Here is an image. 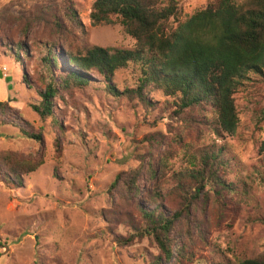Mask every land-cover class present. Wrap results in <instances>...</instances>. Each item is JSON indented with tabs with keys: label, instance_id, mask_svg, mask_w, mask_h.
Masks as SVG:
<instances>
[{
	"label": "trees",
	"instance_id": "obj_1",
	"mask_svg": "<svg viewBox=\"0 0 264 264\" xmlns=\"http://www.w3.org/2000/svg\"><path fill=\"white\" fill-rule=\"evenodd\" d=\"M66 2L70 19L80 26L73 1ZM58 10L53 6L32 17H12V36L0 32L1 51L23 65L27 86L40 98L32 111L58 130L56 159L63 152L60 135L70 130L64 124L68 107L80 109L78 97L86 90L140 108L154 124L165 120L166 133L146 136L145 153L133 154L135 166L115 177L108 189L112 207L102 217L120 247L150 238L158 249L150 264H201L212 232L233 231L245 211L240 186L229 178L232 159L224 148L205 146L211 134H235L240 128L236 95L243 88H250L253 104L246 109L253 124L264 122V0H211L186 19L176 0H96L90 12L93 24L116 19L135 46H94L81 54L63 49ZM35 51L45 53L40 65L48 83L39 76ZM121 72L130 77L122 89L116 81ZM0 122L20 127L26 138L42 140V131L6 102H0ZM200 147L204 150L195 154L191 170L169 171L174 158ZM259 150L264 154V141ZM44 163L43 154L0 151V182L19 189L24 177ZM258 181L264 189V171ZM248 212L249 221L264 224L262 207ZM121 226L131 232L118 234ZM240 264H264V253Z\"/></svg>",
	"mask_w": 264,
	"mask_h": 264
},
{
	"label": "rangeland",
	"instance_id": "obj_2",
	"mask_svg": "<svg viewBox=\"0 0 264 264\" xmlns=\"http://www.w3.org/2000/svg\"><path fill=\"white\" fill-rule=\"evenodd\" d=\"M72 1L80 26L70 19L66 0H0V32L4 37L12 36L16 26L11 23L12 17H32L38 10L58 6L65 51L81 54L94 46L134 48L135 40L116 19L93 24L90 12L96 0ZM176 1L186 19L211 0ZM1 46L0 41V102L20 111L43 134L41 141L29 139L22 135L20 127L0 122V151L12 150L24 156L43 154L45 163L25 176L19 189L0 182V264H150L158 253L150 238L131 247H120L112 241L102 213L112 207L108 189L117 174L135 166L133 154L145 153L146 136L166 133V121L154 124L142 109L132 110L102 92L86 90L78 97L83 105L80 109L69 106L66 119L59 115L70 130L60 135L63 152L57 160L54 141L58 130L50 122L37 119L31 106L40 98L34 87L27 86L23 65L9 51L2 52ZM63 49L58 55L65 61ZM35 54L39 76L44 75L48 83V74L40 65L45 53ZM29 72L36 75L31 68ZM129 78L127 72L119 73L118 86L122 89ZM249 91L243 88L236 95L240 128L235 134H211L205 146L224 148L232 159L229 178L240 186L245 211L233 231L212 232V245L202 253L201 264H240L264 253V224L249 221L248 212L253 206L264 211V189L258 181L264 171V154L259 150L264 141V122L259 127L254 125L247 113L246 108L253 104ZM203 150L200 147L180 154L171 161L169 171L191 170L195 154ZM129 232L125 226L117 229L123 236Z\"/></svg>",
	"mask_w": 264,
	"mask_h": 264
},
{
	"label": "water",
	"instance_id": "obj_3",
	"mask_svg": "<svg viewBox=\"0 0 264 264\" xmlns=\"http://www.w3.org/2000/svg\"><path fill=\"white\" fill-rule=\"evenodd\" d=\"M1 75H2V73L0 72V78H2V76H1ZM0 246H1V245H0Z\"/></svg>",
	"mask_w": 264,
	"mask_h": 264
},
{
	"label": "built area",
	"instance_id": "obj_4",
	"mask_svg": "<svg viewBox=\"0 0 264 264\" xmlns=\"http://www.w3.org/2000/svg\"><path fill=\"white\" fill-rule=\"evenodd\" d=\"M6 70H4L3 72H5Z\"/></svg>",
	"mask_w": 264,
	"mask_h": 264
}]
</instances>
